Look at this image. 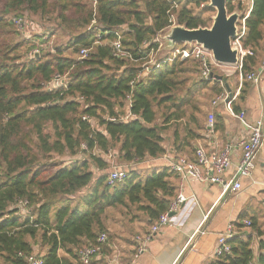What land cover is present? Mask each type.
I'll use <instances>...</instances> for the list:
<instances>
[{"label": "trees", "instance_id": "trees-1", "mask_svg": "<svg viewBox=\"0 0 264 264\" xmlns=\"http://www.w3.org/2000/svg\"><path fill=\"white\" fill-rule=\"evenodd\" d=\"M2 1L0 261L28 264L25 258L35 255L43 264H71L70 258L78 260L77 253L95 245L102 233L107 235V243L101 250L104 254L110 239L107 214L118 210L117 221L126 228L142 221L149 229L176 197L177 177L162 164L148 176H142L134 167L129 169L124 181L108 186L110 162L103 154L111 149L116 161L125 165L147 158L157 160L169 152L178 155L188 148L193 157L192 144L208 129L197 96L206 89L214 96L226 89L217 81L195 79L200 76L198 62L175 59L140 78L131 91L129 84L145 62L140 59L158 49L155 38L170 25L167 14L170 6L166 0H93L95 6L87 0ZM176 2L179 8L172 12L176 25L188 30L210 27L209 19L202 16L214 12L209 0ZM252 2L241 44L254 56L244 58L243 73L256 67L262 50L264 0ZM201 5V15L194 14L192 7ZM233 6L232 0L226 1L228 13L236 9L244 15L248 10L247 5ZM94 11L97 26L105 31H120L123 48L137 62L112 56L108 45L114 38L112 34L105 35L100 45H94V33L87 31ZM23 12L47 17L58 23L59 31L70 32L65 47H55L44 57L33 55L28 61L18 63L21 47L33 50L46 43L44 35L38 32L32 35L39 30L34 24L30 39H24L23 44L9 39L11 33L18 34L11 16L22 17ZM81 49H89L90 53L78 61ZM56 74L67 75V89L45 91L42 84ZM128 95L132 102L130 110ZM231 107L239 114L234 104ZM128 111L136 117L108 121L120 119ZM84 116L90 120L83 121ZM93 120L98 129L93 128ZM181 121L184 124L179 125ZM171 126L174 128L166 143ZM215 127L213 120L211 129ZM82 144L88 152L80 155ZM93 149L102 156L93 155ZM51 154L68 156L72 162L50 172L58 165L40 166L39 157L43 159ZM18 201L27 202L23 210L17 206ZM241 218L235 224L236 231L242 228ZM255 226L252 222V231L256 230ZM35 244L46 249L43 256L34 254ZM258 249L262 252L254 258L251 237H236L231 241L230 253L217 258L216 264H264V241L258 242ZM60 251L66 256H59ZM135 255L136 248L132 257Z\"/></svg>", "mask_w": 264, "mask_h": 264}, {"label": "crops", "instance_id": "crops-1", "mask_svg": "<svg viewBox=\"0 0 264 264\" xmlns=\"http://www.w3.org/2000/svg\"><path fill=\"white\" fill-rule=\"evenodd\" d=\"M261 63L258 61L256 67L251 71L260 70ZM226 84L230 93L225 91L230 95L231 105L234 104L239 113H244L247 123H254L258 119L264 118V70L257 86L250 82L240 85L236 74L228 76ZM201 108L204 114L214 115V123L217 127L214 130L211 129L212 131L207 129L201 132L200 138L192 144L194 149L200 146L206 152H219L226 143L239 141L245 136L241 123L230 116L224 105L219 104L214 107L210 103L207 106L203 104ZM217 121L220 122L217 124ZM189 149L181 151L178 155L192 157L189 154ZM171 156L174 155L169 152L160 159L154 160L153 170L161 164L167 166L165 157ZM240 157V151H233L231 154L232 164L236 165ZM232 172L233 169L228 172V178ZM174 183L177 194L181 190L189 200L178 212L174 213L170 219V225L153 236L144 253L132 257L137 246L135 237L149 231L144 222L128 224V228L118 221L107 222L108 236L110 237L109 247L106 253L94 257L90 264H216L217 258L214 257V249L217 238L225 231L228 224L231 223L235 227L239 217H242L240 223L242 228L237 230L238 237L247 234L245 232L247 228L243 227V222L248 220L256 224L252 238L254 245L261 240L264 241V144L257 156L256 167L251 179L241 180L239 193H227L220 198L221 188L216 185L189 182L180 188L177 178L174 179ZM206 215L207 219L203 222ZM199 225H202L201 229L205 234L196 237L193 247L192 244L186 247L189 237L200 227ZM133 235L135 236L133 237ZM38 247H40L39 244H35L34 252L39 251L43 256L46 249L40 247V250H37ZM252 250L254 258L262 252L255 246L252 247ZM58 255L66 256L63 251L58 252ZM117 256L118 260L116 261ZM69 261L71 264H80L75 259L70 258Z\"/></svg>", "mask_w": 264, "mask_h": 264}, {"label": "built area", "instance_id": "built-area-1", "mask_svg": "<svg viewBox=\"0 0 264 264\" xmlns=\"http://www.w3.org/2000/svg\"><path fill=\"white\" fill-rule=\"evenodd\" d=\"M169 4L170 8L167 12L169 19V26L164 30L166 33L176 25V18L173 11H176L179 8L176 0H166ZM241 3L247 5L248 10L243 15H239L238 21L236 23V33L235 36L230 41V47L232 50L236 51L237 63L235 65H222L215 62L213 59V55L211 51L205 50L201 45L192 43V44H182L181 46L175 45L172 50H170V57L164 59L161 62H155L152 60V54L149 53L148 56L140 59L145 62L142 64L141 69L139 70L137 76L130 82L131 91L133 90L135 84L139 81L140 78H143L145 75L149 74L153 70L157 69L164 62H171L175 59H179L180 61L186 60H194L200 64V78L201 80L214 81L210 79V73L212 65L217 67H222L225 69H220L221 73L228 78L232 71L237 73V78L242 84L243 81L250 82L254 86L259 85L261 81L262 72L264 70V61L261 63L260 70H253L251 72L243 73V60L246 57H253L254 53L248 49L244 48L241 44L242 39L246 33L245 21L248 18V15L252 8V0H232V3ZM95 6V2L92 3ZM203 7V5H201ZM236 9L234 10V12ZM11 23L15 27L18 34L23 35L25 40H29V32L24 17L15 16L11 19ZM27 29V31H26ZM88 32L94 33V45H100L102 38L105 35L112 34L114 38L108 41V45L111 48L112 56L116 59L120 60H129L132 62H137L134 60L131 54L123 48L122 45V35L120 31H105L102 28L97 26V22L95 20V11L92 21L90 22ZM163 32V31H162ZM160 34V33H159ZM41 47V45H40ZM39 49H33L29 56L30 58L36 57L39 54ZM157 51V50H156ZM153 52V51H152ZM89 49H81L78 53V61L87 58L89 55ZM215 75V73L213 72ZM222 83V82H220ZM224 87V84H221ZM42 88L48 92H56V91H65L67 89V75H59L56 74L52 77V79L46 83L42 84ZM230 95L224 90L221 94H219L215 100L212 101V106H217L219 104L224 105L227 112L231 117L236 118L242 125L244 129L245 136L242 137L239 141L228 142L224 145L223 149L219 152H206V150L200 146L195 148V152L193 157H188L185 155H174L171 157H165L168 163V167L177 177L180 188L189 182H199L207 185H216L221 188V196H224L227 193H239L241 190V180L243 179H251V176L256 167V159L257 156L264 144V118H260L254 123H247L244 119V113L235 114L231 108V100ZM82 100V98H81ZM128 110L131 109V95L126 97ZM136 117L131 114L129 111L122 118H110L108 121L116 122V121H126L131 118ZM83 121L90 120L88 117H82ZM214 115L209 114L207 127L208 130H211V126L213 124ZM80 155L81 152L87 151L86 145L82 144L80 146ZM233 151H240L241 157L239 162L236 165L232 164L231 154ZM88 152V151H87ZM93 155L102 156L97 149H93ZM105 160L111 163V154L110 150H108ZM81 156H79L80 160ZM138 161L132 163L130 166L135 165ZM233 169L232 175L228 178V172ZM129 176L128 168H120L118 166L113 165V168L109 171L107 177V185L114 186L118 183H121ZM189 200L182 191L180 190L176 197L170 203L168 210L166 213L162 214L158 220L149 228L144 234H139L135 237L136 246V255L142 254L146 251L147 244L151 241L153 236L159 233L163 228L170 225V219L168 215L170 213H176L179 209ZM26 201H18L17 206L23 210L26 207ZM207 219V215L204 217V221ZM203 225V224H202ZM198 227L193 234L189 237L186 247L192 244L195 241L196 237L202 236L205 234L202 231L201 226ZM251 226V222L246 220L243 222L244 228H249ZM236 237H238V233L233 226V224H228L225 231L220 234L217 238L215 249H214V257L220 258L224 255L230 253L231 250V241H233ZM107 243V235L102 233L97 237L95 245H89L81 249L77 253L78 262L80 264H90L91 260L101 254L102 246ZM21 256V254H19ZM28 264H43L41 258L36 257L35 255H30L25 258ZM118 260V256L116 257V261ZM249 264H253L249 263Z\"/></svg>", "mask_w": 264, "mask_h": 264}, {"label": "rangeland", "instance_id": "rangeland-1", "mask_svg": "<svg viewBox=\"0 0 264 264\" xmlns=\"http://www.w3.org/2000/svg\"><path fill=\"white\" fill-rule=\"evenodd\" d=\"M84 1V0H83ZM90 2V4H92V1L93 0H87ZM182 3L185 1V0H181ZM238 3H233V7H236ZM3 5V1L0 0V9ZM239 5L241 7H245V3L244 4H241L239 2ZM203 7H200V8H195V7H192V10L194 12V14H199L201 15V9ZM212 9V8H211ZM235 10V9H234ZM213 13H205L203 14L202 16L209 19V25L211 27V25L213 24V19L215 18V15H216V10L213 9ZM228 12V11H227ZM235 12L238 13V15H242V11H238L236 10ZM234 13V11L232 12ZM232 13H228V14H232ZM16 16V15H15ZM14 15L11 16V19L13 17H15ZM24 17V20L26 22V25L28 27V31H34L33 29V24L35 26H38L39 27V30L37 28V31L32 34V35H35L37 32L40 34V35H44V40L46 43L42 44L41 47H36L34 49H39V55L37 54L36 58L41 56V57H44L45 54L49 53V52H53V50L55 49V47H61V48H64L65 45L67 44V41L69 40V37L71 36L70 35V32H63V31H59L58 30V23L55 21H52V20H47L48 18L47 17H41V16H36V15H32L31 13L29 12H23V16ZM52 19H55V16H52L51 17ZM209 27V28H210ZM27 31V29H26ZM63 32V33H62ZM165 35H166V31H163L161 32L156 38H155V42L158 44V49L157 51H153L151 52L152 54V60L155 61V62H161L162 60L164 59H167L168 57H170V50L168 48V43L167 41L165 40ZM9 39H12L13 41H17L18 43H21L23 44V35L21 34H16L15 33H11V35L9 36ZM182 44H178V46H181ZM32 50L30 49L28 46H23L21 47V60L18 62V63H24L26 61L29 60V51ZM65 55H69V52L67 53H64ZM258 61L261 63L262 61H264V27H263V41H262V50L259 52V55H258ZM212 68L214 69V73L215 75H220L222 76L223 78H225V83L226 81L228 80V78H226L224 75H223V72L221 73V70L220 69H225V68H222V67H217V66H214L212 65ZM233 74H236L237 76V73L232 71ZM195 79L197 80H201L200 77H197L195 76ZM224 84V83H223ZM225 88V87H224ZM218 96V95H217ZM217 96H214L211 92L210 89H206L204 91L201 92V94L199 96H197V104L199 102L200 106H202L203 104L205 106H207L208 104L212 103L213 100L216 99ZM196 104V105H197ZM205 116V119H208V116L209 114H204ZM181 124H184V122H179ZM93 128L94 129H98L97 125H96V122L93 120V124H92ZM184 127V126H183ZM171 129L169 130V132L167 133V138H166V143H167V140H170L171 138V134H172V128H174L173 126L170 127ZM183 129V128H182ZM165 143V144H166ZM169 145V144H168ZM110 154L112 156L111 158V163H110V169L108 170V172L113 168V165L115 166H118L120 168H128V169H131V168H134L136 167L137 169H139L140 171V174L142 176H145V175H150L151 173H149L150 171L153 170V165H154V160L153 159H144L142 161H139L137 162L135 165H125L124 163H119L116 161V157H115V152H113L111 149H110ZM83 155V154H82ZM104 158H106V156H103ZM72 158H69L68 156H63V157H58L56 154H51L49 157H45V158H41L39 157V165H45V164H50V163H56L58 166L53 168L50 172H53L55 171L56 169H58L59 167H66L68 166L72 160ZM160 159V158H159ZM149 173V174H148ZM118 210L116 211H110L108 214H107V222L108 223H114V222H117V215L115 216V214H118L117 213ZM116 218V219H115ZM247 234H242L240 237H243V238H247V237H251V240L253 238V233L255 232L252 231L251 229V226L249 228H247V231H245ZM250 234V235H248ZM252 235V236H251ZM134 237V236H133ZM258 249V243L256 245H254L253 241H252V247H254ZM39 248V247H38ZM37 250H40L37 249ZM35 254H40L39 251H36L34 252ZM0 264H2V262L0 261Z\"/></svg>", "mask_w": 264, "mask_h": 264}, {"label": "water", "instance_id": "water-1", "mask_svg": "<svg viewBox=\"0 0 264 264\" xmlns=\"http://www.w3.org/2000/svg\"><path fill=\"white\" fill-rule=\"evenodd\" d=\"M227 0H209V7L216 10L213 24L210 28H198L188 30L182 26L172 27L165 35L169 50H172L178 44L201 45L205 50L211 51L213 59L218 64L235 65L237 63L236 51L230 47V41L236 33V23L239 15L237 12L228 14L226 10ZM210 79L217 82H223V77L210 73ZM228 93V85L224 83ZM174 213L168 215L172 218Z\"/></svg>", "mask_w": 264, "mask_h": 264}]
</instances>
